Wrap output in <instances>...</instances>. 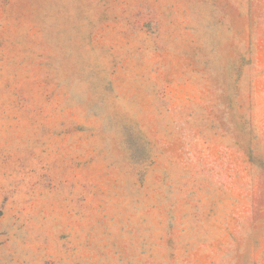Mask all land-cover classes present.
I'll use <instances>...</instances> for the list:
<instances>
[{
	"label": "rangeland",
	"instance_id": "obj_1",
	"mask_svg": "<svg viewBox=\"0 0 264 264\" xmlns=\"http://www.w3.org/2000/svg\"><path fill=\"white\" fill-rule=\"evenodd\" d=\"M0 264H264V0H0Z\"/></svg>",
	"mask_w": 264,
	"mask_h": 264
}]
</instances>
